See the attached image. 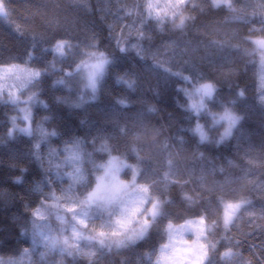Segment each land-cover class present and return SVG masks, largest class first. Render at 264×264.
I'll use <instances>...</instances> for the list:
<instances>
[{
    "label": "trees",
    "instance_id": "obj_1",
    "mask_svg": "<svg viewBox=\"0 0 264 264\" xmlns=\"http://www.w3.org/2000/svg\"><path fill=\"white\" fill-rule=\"evenodd\" d=\"M230 2L231 8L216 9L210 0H196L199 7L187 5L191 19L186 20L183 28L166 21L161 31L154 19L141 23L136 13L124 15L123 5H133L136 0H86V5L75 0H6L8 15L0 14V62L23 65L31 51L33 59L27 64L44 69L36 87L49 104L47 109L36 107L35 112L37 118L50 116L48 126L61 133L59 138H53V143L58 144L70 135L107 139L110 147L139 163L143 172L157 181L159 191L169 194L174 203L165 212L195 219L202 212L200 206L210 203L211 219H216V198L221 194H225L226 200L246 196L254 205L248 210H259L264 206L261 187L247 181H264V167L260 166L264 161V103L260 101L264 90L258 76L260 51L249 38L259 37L263 31L264 0ZM17 25L23 27L24 35L15 30ZM137 28L145 33L144 38L136 35ZM33 35L43 36L45 42L33 48ZM119 37L123 38L124 52L117 47ZM58 39L70 40L75 54L95 42L112 58L99 99L82 109L57 102V97L71 99L76 95L75 91L70 93L63 85L54 83L73 60L72 56L61 59L52 53L51 45ZM132 45H138L142 53L138 54ZM184 75L214 79L220 87L218 99L236 101L233 107L243 119L221 144H216L213 135L211 143L199 145L183 131L190 126V120L189 114L176 106V100L183 102L176 85L184 83ZM118 76L134 81V86L117 83ZM239 89L244 90L243 99L237 96ZM121 99L127 101V106L118 103ZM3 110L0 108V120L4 119ZM27 144L21 138L13 147L23 153ZM169 159H173L176 178L188 181L184 189L165 188L158 183L168 171ZM221 167L223 173L219 172ZM34 171L32 165L30 175ZM226 178L231 182L224 183ZM8 185L6 170L0 169V186ZM183 192L193 195L197 204L183 202ZM199 195L205 199L200 200ZM4 199H0V254L8 255L17 246L19 219L13 212L20 204L5 207ZM238 215L239 227L231 228L228 234L240 241L244 257H252L255 264H260V252L264 251L260 245L264 240L257 239L264 235V228L256 225L264 221L259 216H247L244 209ZM174 222L182 224L184 219ZM213 231L216 239L224 234L222 227ZM158 240L159 233L153 230L145 240L123 250L121 256L127 257L129 264H137L142 253L151 251L152 246L158 247ZM223 244L225 241L221 240L218 245L221 251ZM112 259L120 264L119 258H110L105 264Z\"/></svg>",
    "mask_w": 264,
    "mask_h": 264
},
{
    "label": "clouds",
    "instance_id": "obj_2",
    "mask_svg": "<svg viewBox=\"0 0 264 264\" xmlns=\"http://www.w3.org/2000/svg\"><path fill=\"white\" fill-rule=\"evenodd\" d=\"M164 6L162 0L160 7ZM182 16L189 17L187 10L175 16H163L160 23L171 21L178 28ZM93 52L102 53L108 61L95 76L94 86L90 82L89 69L85 67L86 62L88 65L95 63L96 57L89 55ZM68 56L73 57L72 62L63 68V74L54 83L64 81L62 85L70 93L75 91L76 95L71 99H56L58 103L82 109L99 99L101 86L113 61L107 51L98 47L83 48L79 54L66 49L65 57ZM32 69L41 75L25 82L23 87L13 75L8 87L0 90V108L4 109V119L0 120V169L6 170V181H10V185L0 186V199L6 197L5 207L20 204V208L13 212V216L19 219L17 246L8 255L0 254V258L11 257L18 264H82V260L91 264L95 251L109 242L101 240L97 235L98 229H115L118 218L139 204L143 205L140 213L129 218L126 226L131 230L142 227L145 216L151 223L148 209L153 201L160 200L157 181L143 172L139 163L130 160L127 153L110 147L107 139L70 135L54 144L53 138H59L61 133L48 126L50 116L37 118L35 112L38 106L49 108L47 100L41 98V90L36 87L44 69ZM125 80L129 79L124 76L116 78L117 83ZM183 81V84L176 85V91L183 96V102L176 100V106L188 113L187 119L190 120V126L183 131L188 132L199 145L211 143L214 133L217 145L229 139L243 119L233 107L236 101L218 99L220 87L214 79L184 75ZM202 85L210 87L205 91ZM10 89L15 91V99L11 98ZM237 96L243 99L244 90L239 89ZM21 138L28 141L23 153L13 147ZM73 141L80 142L77 160H69L64 152ZM113 158L124 164L120 178L127 183L126 190L115 200L104 195L87 203L88 194L96 188L98 177L104 174L103 165ZM32 165L35 171L30 175ZM138 185H145L147 191H142ZM11 186L16 187L13 189ZM73 252L77 254L75 258Z\"/></svg>",
    "mask_w": 264,
    "mask_h": 264
},
{
    "label": "snow or ice",
    "instance_id": "obj_3",
    "mask_svg": "<svg viewBox=\"0 0 264 264\" xmlns=\"http://www.w3.org/2000/svg\"><path fill=\"white\" fill-rule=\"evenodd\" d=\"M78 4L86 5V0H75ZM162 0H136L133 5H123L125 16H130L136 13L140 17L141 23L148 18L154 19L160 25L159 28L163 31L164 24L160 23V18L167 15L175 16L178 13H182L187 9V5L192 3L193 7H199L196 0H163L164 7H160ZM213 8L219 9L221 6L231 8L230 0H210ZM6 0H0V14L5 17L8 15V9L4 6ZM145 12L147 15L145 16ZM191 19V17H183L182 23L178 28H183V20ZM112 28V25H109ZM20 35L25 34V30L21 25H17L15 29ZM136 35L140 38H144L145 33L140 28L135 29ZM252 44L257 49H264V38L250 37ZM32 47L35 48L38 43H44L45 38L43 36L32 37ZM117 47L121 52L126 51V48L122 46L123 38L119 37L116 40ZM89 48L97 47L95 42L88 44ZM137 50L138 54L142 53L141 48L138 45H132ZM74 48L72 42L68 39H58L53 45H51V51L54 54L63 59L65 58L66 49L71 50ZM90 56H95L96 61L91 65L85 63V67L89 69L90 82L95 83V76L102 71L104 65L108 62L107 57H104L102 53H89ZM14 59V58H10ZM33 59V53L30 51L27 53V61ZM262 65H264V58H262ZM54 66V64H53ZM15 75L17 80L20 81L21 87L25 82L31 81L34 77L40 76L41 73L32 68L21 66L15 63L0 62V90L8 87V82L11 77ZM187 79V77H185ZM58 84H64V81H58ZM124 84L128 88L134 86V81L125 80ZM203 90L207 91L210 86L202 85ZM260 87L264 90V72L260 76ZM10 96L15 99L16 93L10 89ZM260 101L264 103V95L260 96ZM122 106H127V102L124 99L119 101ZM80 142L73 141L70 146L64 149L67 153L69 160H77L80 157ZM54 158V154H53ZM231 163V161H229ZM124 166L122 161L113 158L109 160L104 167V174L98 177V183L96 188L88 194L87 203H92L101 196L107 195L110 199L115 200L124 190L127 188V183L120 178V169ZM260 166L264 167V161L260 162ZM174 162L173 159L168 161V171L164 172L161 181L165 188L169 186H179L181 189L187 187L188 181L183 179H177L176 173L173 171ZM225 170L223 167L219 169L220 173ZM247 175V174H246ZM191 176V173L189 174ZM246 178V176H245ZM200 187L201 191L204 190L203 182L204 176L201 175ZM229 179H225L224 183H230ZM249 184H256L261 187V195L264 197V181L257 182L253 180L247 181ZM138 187L146 192L147 187L145 185H138ZM167 197V199H165ZM182 201L188 205L197 204V200L193 195H189L187 192L182 193ZM143 199V198H141ZM200 200H204L203 195H199ZM216 219H211L209 209L210 203H204L200 207L202 208L201 214L195 219H185L179 214H170L164 211V209L172 205L174 201L169 198V194L166 191H160V200L153 201L152 206L148 209L151 213V223H148V218L145 216V223L142 227L135 230H131L126 226V222L129 218L137 217L140 213L142 204L130 209L125 216H121L117 220V227L111 231H105L104 229H98L97 235L101 240H108V244L105 247L99 248L95 251V255L91 259V264H105V261H109L110 258H119L120 264H129L127 257H122L123 250L128 249L131 246H135L137 242L145 240L149 237L151 231L159 233L158 247L152 246V250L142 253L138 259L137 264H255V259L252 257H244L240 252V241H237L233 235L228 234L233 227H239V220L241 210L244 209L245 213L249 217H257L264 221V206L259 210L249 211L248 209L254 208L253 202L246 196H240L238 199H225V194H221L216 198ZM222 206V211H221ZM184 219L182 224H177L174 221ZM167 227H164L165 222ZM223 229V235L216 239V232L213 229ZM256 227L264 228V223L257 224ZM187 234H191L193 239L186 238ZM166 237V239H165ZM225 241V244L220 247L218 245L220 241ZM260 248L264 250V242L261 243ZM75 258L77 254L72 253ZM260 264H264V251L260 252ZM0 264H18L14 258H0ZM82 264H87L86 260H82ZM110 264H115V260L112 259Z\"/></svg>",
    "mask_w": 264,
    "mask_h": 264
},
{
    "label": "rangeland",
    "instance_id": "obj_4",
    "mask_svg": "<svg viewBox=\"0 0 264 264\" xmlns=\"http://www.w3.org/2000/svg\"><path fill=\"white\" fill-rule=\"evenodd\" d=\"M262 28H263V31H262V33H261V35H260L259 37L264 38V23L262 24ZM258 50L260 51V60L262 61V58H264V50H260V49H258ZM19 65H21V64H19ZM21 66H26V67H28V68H32V67L29 66L28 64H23V65H21ZM262 72H264V65H262V62H261V63L259 64V74H258V76H259V82H260V76H261V73H262ZM213 135L216 136L215 133H214ZM134 226H136V225H135V222H134ZM186 238H188V239H193L194 237H192L191 234H187ZM263 240H264V235H261V236L257 239V241H263Z\"/></svg>",
    "mask_w": 264,
    "mask_h": 264
},
{
    "label": "water",
    "instance_id": "obj_5",
    "mask_svg": "<svg viewBox=\"0 0 264 264\" xmlns=\"http://www.w3.org/2000/svg\"><path fill=\"white\" fill-rule=\"evenodd\" d=\"M260 50H264V49H260Z\"/></svg>",
    "mask_w": 264,
    "mask_h": 264
}]
</instances>
